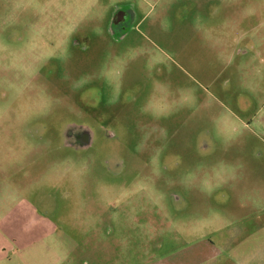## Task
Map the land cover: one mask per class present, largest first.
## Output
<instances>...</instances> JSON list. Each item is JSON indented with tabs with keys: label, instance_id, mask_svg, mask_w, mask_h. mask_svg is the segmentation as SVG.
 Masks as SVG:
<instances>
[{
	"label": "rangeland",
	"instance_id": "374dc122",
	"mask_svg": "<svg viewBox=\"0 0 264 264\" xmlns=\"http://www.w3.org/2000/svg\"><path fill=\"white\" fill-rule=\"evenodd\" d=\"M0 264H264V0H0Z\"/></svg>",
	"mask_w": 264,
	"mask_h": 264
},
{
	"label": "flooded vegetation",
	"instance_id": "af4514ba",
	"mask_svg": "<svg viewBox=\"0 0 264 264\" xmlns=\"http://www.w3.org/2000/svg\"><path fill=\"white\" fill-rule=\"evenodd\" d=\"M77 140L81 142L83 145L87 144L89 142V135L84 130L79 133L77 136ZM153 205L152 202H142V204H137L136 206H132V204H129L125 207L124 212L129 213L130 217L140 216L143 215L144 221L140 224L141 230L140 232L148 231L152 228V212H153ZM152 211V212H151ZM151 212V213H150Z\"/></svg>",
	"mask_w": 264,
	"mask_h": 264
}]
</instances>
